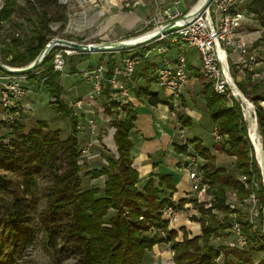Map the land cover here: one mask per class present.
Segmentation results:
<instances>
[{"label":"trees","instance_id":"1","mask_svg":"<svg viewBox=\"0 0 264 264\" xmlns=\"http://www.w3.org/2000/svg\"><path fill=\"white\" fill-rule=\"evenodd\" d=\"M24 1L37 19V25L26 40L14 36L9 39L11 48L0 57V61L11 67H23L33 61L50 36L62 31L67 21V6L58 0ZM241 8L252 15L257 28L264 29V0H248ZM20 9L18 0H1L0 27ZM51 23L58 24L57 30H53ZM160 43L167 44L168 49L177 46V43L162 39L129 51L101 53L100 63L106 58L105 79L112 76L118 55L135 52L139 63L134 68L133 78L142 79L144 83H138L134 88V96L150 105L166 103L158 98L156 92L149 90L155 76L154 64L146 53ZM54 53L55 50L51 49L38 68L26 76L34 79V84L49 94L53 99L50 104L60 117L69 118L67 135L62 138L60 129H50L45 120L35 121L27 131L17 118L9 123L0 121L7 129V135L0 134V171L16 178L13 180L0 173V227L8 232L10 239V246L0 242V264H8L4 259L5 247H9L10 255L16 259L38 241L53 259V264H63L70 255L76 257L73 264H143L146 251L161 242L170 244L174 264H218L216 261L220 256H223V264H264V233L261 229L264 212L259 209L257 226L245 214L230 209L227 204L230 191L235 192L239 200L248 196L249 191L239 181V175H245L248 183L254 179L261 181L238 101L234 99L231 105H226L224 96L210 90L211 82L204 84L201 94L205 107L222 138L213 148L234 157V167L228 170L216 165L207 148L194 139L190 140L195 143L197 154L206 160L201 170L203 183L214 200L206 209L194 198L173 202L175 183L172 175L151 172L139 184L138 171L132 166L129 138L136 115L129 103L118 109L115 101L108 100L106 80L101 92L102 107L106 114L112 115L110 124L115 128L113 140L117 156L106 157L107 166L99 169L89 170L87 165L79 162L78 117L62 97L61 73L54 70L52 63ZM89 56V53L80 52L64 56L69 73H77L76 65L88 61ZM232 72H238L235 65H232ZM5 73L8 72L0 69V74ZM236 85L254 106L264 144V106L261 104L264 101V82L252 80L245 70L243 80ZM215 104L217 106L213 109ZM180 118L183 123L188 120L186 115ZM174 150L183 154L187 152V146L176 144ZM84 170L91 178L105 176L103 186L83 190L80 173ZM40 173L50 180V184L42 192L46 207L38 211L41 197L37 190V175ZM252 191L256 193L259 204L263 205L264 187L261 185L258 190L252 187ZM188 202H193L197 208L199 215L191 216V220L200 223L201 234L189 238L183 232L178 241L177 232L168 228V219L163 218L161 211L166 206L178 208ZM214 209L223 212L221 219L212 213ZM110 211L115 213L105 222L104 218ZM233 212L246 245L238 248L212 244L211 239L226 238L232 233L230 215ZM257 253L261 255L255 258Z\"/></svg>","mask_w":264,"mask_h":264},{"label":"built area","instance_id":"2","mask_svg":"<svg viewBox=\"0 0 264 264\" xmlns=\"http://www.w3.org/2000/svg\"><path fill=\"white\" fill-rule=\"evenodd\" d=\"M181 1L183 0H173L172 6L162 9L156 8L153 14L144 22V26L148 28L145 33L159 30L168 22L191 12L198 4L196 3L191 10L182 14L176 9L177 4ZM247 1L248 0H214L210 6L201 13L190 15L187 19H184L179 29L145 43L148 44L153 41L166 39L168 43H177V46L181 48V51L175 56L164 58L163 62L153 71L155 82L167 94L169 106L172 108V115H175L174 110L179 105V98L188 80L186 57L184 54L185 48L195 49L198 52L201 74L212 82L215 93L224 96L229 105L232 104V100H238V98L245 103V100H243L245 96L238 89L231 76L229 61L239 68L240 71H248L251 79L260 76V71H258L256 67L259 63L258 50L254 48L253 43L249 42L244 34L241 33V27L246 18L251 16V14H248L241 8ZM53 38L60 37L55 36ZM53 49L56 51L52 61L53 68L62 74L66 64L64 56H70L78 52L61 45ZM152 49H155L158 53L165 52L167 44L160 43ZM149 51L150 50L147 51L146 57ZM233 54L236 55L235 60L232 57ZM138 62L139 56L134 55L133 52L121 56L115 64L112 76L107 80L110 96L108 100L115 101L118 109L124 104L129 103L131 91L138 86V81L135 82L132 78L134 68ZM106 72L107 66L104 63H97L91 66V68L83 70L82 76L90 83V90L83 95L84 98L68 99V104L72 107L74 114L78 117H80V115L84 117L83 121L78 120L77 130L82 131L83 128H86L91 138L87 141V147L82 150L87 158L99 156V153L95 152L93 149L95 146H99L98 143L100 140L94 139L97 135V126L99 124L95 118L86 116L82 104L87 103L89 99L91 100L101 95L102 90L105 88L104 82L106 80ZM24 80H27L26 74H0V105L3 108V113L1 112L2 114L0 115L1 120L8 123L15 120V113L22 107L21 100L26 95V89L22 85ZM261 104L264 106V101H262ZM240 107L243 108L242 104H240ZM250 107L252 111L251 118L255 123L254 119L256 113L253 106L251 105ZM102 118L105 122H111L112 120V118L108 116ZM113 128L114 127H112V129ZM103 132L105 133V131H102V137L104 135ZM212 134L215 138L219 137V132L216 127L213 129ZM248 137L253 146V155L259 167L264 185L263 140H261V136L257 133V138H255V140L259 145L258 153L255 141L250 136V130L248 131ZM183 169L186 171L189 179V193H198L200 197L197 203L207 204L210 199L205 201V199L201 197V194L205 192L203 187L204 183L201 169L195 160L191 159L185 162ZM238 179L245 186L255 185L254 180L248 183L245 175H239ZM248 201L252 204L250 208V214H252L256 202V196L253 192L250 193ZM240 205H242V203L236 205L230 204L231 207L238 208ZM178 211V208L166 206L162 209L161 213L163 218L169 221L176 218ZM249 220L251 223H254L252 215L249 217ZM262 228L264 230V219ZM230 230L233 234V239L228 240L226 244L230 247L238 248L245 246L246 240L240 232L239 224L233 222ZM160 232L163 233L162 230ZM170 252L173 255V250H170Z\"/></svg>","mask_w":264,"mask_h":264},{"label":"rangeland","instance_id":"3","mask_svg":"<svg viewBox=\"0 0 264 264\" xmlns=\"http://www.w3.org/2000/svg\"><path fill=\"white\" fill-rule=\"evenodd\" d=\"M97 1L102 3V4L99 3V5L96 7L97 8V10H96L97 12L95 13V15H97L99 17V21L97 23L90 24V22L88 23V15L86 14V8L89 5L88 4L89 0H58V2L60 4H63V5L67 6V21L65 23L64 29L62 31L57 32L56 35L50 36V39H52L55 36L60 37V38H66V39H67V37H73V38H77L79 42L82 41L83 43H88V42H90V43L91 42L92 43H99L100 42L99 36H101L103 38L107 37L104 30L106 28L108 29V27L113 22L116 21V20L112 19L113 17H109L108 16V13L106 12L107 9H109V13L110 14H116V13H118V11H123V8H125L127 10L125 12V14L126 15H129V14L131 15L132 14V10L135 9L139 5L138 0H96L95 2H97ZM18 3H19V6H20L21 9L18 10L12 16V18H11V20L9 22L4 23L0 27V57H3L4 55H6L8 50L11 48V44L9 42V39L11 38V36L19 37L22 40H26L29 36H31L33 34L32 31L34 30V28L37 25V19L35 18L34 14L31 13V11L26 7L25 1L24 0H18ZM0 5H1V0H0ZM177 7L180 8L179 5ZM49 11H51V9H49ZM101 12H103V14ZM78 16H80V19L78 18ZM111 20H112V22H111ZM51 26H52L53 30H57L58 24L51 23ZM114 27H116V26H113V24H112V28H114ZM137 28L135 30H133V31H132V29H130L131 32H128L126 34L127 36H125V37L122 36V38L117 39V40L128 39V38H133V37L142 35L148 29L147 27L144 26L143 22L141 24L137 25ZM96 32H98V33H96ZM99 33H101V35H98ZM253 36H257V35L255 34ZM70 40H75V39H70ZM253 46H254V44H253ZM254 48H256V47L254 46ZM171 49H173V48H171ZM171 49L167 48L165 52H160V53L157 52L156 54H153L152 56L150 55L149 58L152 59L154 57L155 58L156 57L157 58L158 57H160V58L162 57L164 59V58H166L165 55ZM133 53H135V52H133ZM96 54H98V55H96ZM100 54L101 53H94V54L90 55L91 57L89 56V59L90 58H94L95 55L98 56V57H95V59H92V60H94L93 65L97 64V63H100V57H101ZM159 54H160V56H159ZM257 54L259 55V58H258L259 62H262L260 70L257 69L258 71H260V76L255 78V79H252V80L264 82V63H263L264 62V58H262L260 56L258 51H257ZM54 55H55V53H54ZM120 57L121 56H119V55L117 56L118 59ZM105 61H106V58H103L101 63H104ZM162 62H163V60H162ZM232 65L233 64H231V62L229 61V66H230V70H231L230 73H231V76L234 79V82L236 83V82H239L240 80H243L244 71H240V69L238 68V72L234 74L232 72ZM158 66H155V67H158ZM68 69H69L68 64H65L63 73L61 74V76L62 75H66L65 82H64V87H66L67 81L69 79V76L67 77V75L71 74V73H69ZM82 72L83 71H81L79 73L80 78L85 80L84 77L82 76ZM194 73H195V71H194ZM73 74H76V73H73ZM187 75H188V79H189L188 72H187ZM195 75H197L196 77H198L199 80H201L200 82H202L201 83L202 87L200 89L202 91L204 84H208L207 82H211V81L209 79H206L201 74V70H200V73L198 72V74H195ZM132 78H133V75H132ZM27 80H24L22 82V85L26 89L27 98H29V100H31L34 105H33L32 109H26L25 111H21V108H20V110L15 113L16 114V118L19 120V122H21L24 125L25 131H27L30 127H32V125L35 123V121H37V120H45V121H47L49 123L50 129H60L61 137L62 138L65 137L67 135V133L69 132V129H70V120H69V118H62V117H60L58 115V113L53 109V107L50 104V96H49V94L46 91L39 92L38 91V89L40 88L39 86L36 87L34 85V83H33V86H35V87H33V89L36 90L37 92L29 91L28 87L26 86V81ZM133 80L135 82L138 81L139 84L142 81V79H139V78H137V79L133 78ZM24 82H25V85H24ZM31 82H35V81H31ZM187 82H188V80H187ZM187 82H186V84H187ZM142 83H144V81H142ZM88 84H89V89L88 90H90L91 85H90V83H88ZM186 84H185V86H186ZM185 86H184V88H185ZM155 88L158 91L160 96L163 95V92H162V90L160 88H158L156 86L153 87V89H155ZM184 88H183V90H184ZM209 88H210V90H212L213 89V85L209 86ZM133 90L130 93V97L132 95H134L133 94ZM183 90H182V92H183ZM194 93H196V96L198 95L197 92H194ZM70 95L73 96L74 92H71ZM83 95L84 94H82L78 98H84ZM78 98H76V99H78ZM179 99H180L179 105L174 110L175 111V115H173V116H176L177 110L180 107L181 96H180ZM64 100H66V99H64ZM66 101L68 102V99ZM102 101H103V96L102 95H98L96 98H93L91 100L89 99L87 103H83L82 104V108L86 111V116H88L89 118L90 117L95 118L96 121L99 124L97 126V128H98L97 129V135L94 137V139H97L98 141L100 140L99 143H98L99 146H95L93 148L95 152L99 153V156H97L95 158H87V156L82 151L83 149H85L87 147L86 146L87 141H89L91 139L89 137V134L87 133V129L86 128H83L82 131L79 130L78 131V135H77L79 146L81 148V155H80V158H79V162L82 163V164L87 165L89 170L90 169H99V168L106 167L107 166V162H106L105 158L108 157V156L109 157L110 156H117L116 148L115 147L113 148L114 145H112L111 141L109 140L110 139L109 136H106L104 138V142L103 143L101 141V138H103L102 135H101L102 131H106L105 128H109V126H110V128H112L111 125H110V122H105L103 120V118H102V117L106 118V116L112 118L111 117L112 115H108L102 110V108H103L102 107ZM236 101H238L239 104H242V107H243V108H241L242 115H243V118H244V120L246 122L247 133H248V131L250 130V127L252 126V122H253V120L251 118V116H252L251 107L248 105V103H246V101L244 103L239 98ZM225 104L228 105L229 103H227V101H225ZM216 106H217V104H215L213 109ZM252 106H253V104H252ZM1 108H2V106H1ZM87 108H88V110H87ZM171 109L172 108L170 107V112H171ZM253 109H254V106H253ZM196 110L201 115L203 114V120L197 121V120L193 119V126L190 127L189 122L187 123V121H186L185 123H183L181 118H180L181 116L178 117L177 121H178V123H182L181 125H183V128H182V126L179 127L178 133H177V139L180 140L179 144L187 146V152L183 153L184 154L183 157L185 158V162H187V161H189L191 159H194L195 162L197 163V165L199 166V168L202 170V166L204 165L206 160L203 157H201L200 155L197 154V151L195 149V143H191L190 140H192V139H188L187 136L191 137L195 133H199L200 135H202L201 138L203 139V144L208 146V147L211 146L214 141H215V143H220L222 138L221 137L215 138L213 136V134L210 133L211 130L213 129V125H212L213 121L211 122L208 113H206V112H208L207 108L205 107L204 111H203V108H202V110H199V109H196ZM2 113H3V108H2ZM2 113H0V115ZM78 120L83 121L84 117L80 115V117H78ZM254 120H255V124H256V132L260 135L256 117H255ZM0 121H3V120L0 119ZM185 128H189V130L187 131V130H185ZM214 128H215V126H214ZM192 133H194V134H192ZM0 134L7 135L6 126L4 127V125H2L1 122H0ZM103 134H105V133L103 132ZM105 135H103V136H105ZM194 140L197 141V142H200L197 139H194ZM261 140H263V139L261 138ZM113 144H115V143H113ZM156 146L157 147H162V143L159 141V142H157ZM201 146H202V144H201ZM220 153H222V152H220ZM157 155H158V157L160 159L163 158V159H168V160H170L171 156H173V154H171V153L168 154L166 151H164L163 148ZM231 162H232V160L228 157V155L217 154L215 164L217 163L218 166L225 167V168L228 169L229 166L231 167ZM232 169H233V167L229 168L228 170H232ZM0 173L1 174H6L9 178H11L13 180L16 179L15 176L10 174V173H6L4 171H0ZM201 173H202V171H201ZM80 178H81V183H82L81 186H82L83 190H87V189L92 188V187L101 188L103 186V184H104V181H105V176H100L98 178H91L90 175L85 174V170L80 173ZM254 181H255V185L254 186H252V185L251 186L250 185L245 186L243 184L244 187L249 191V193H248V196L245 197L242 200L237 199V196H236L235 192H233V191L228 192L227 193V204H228V207L230 209H232V210L234 209V210L239 211L242 214H245V216H246V218L248 220H249V217L252 215V219L254 221L253 224H256L257 226H259V224H258L259 220H258L257 215H258V212H259L260 208L262 209V212H264V204L263 205L259 204V201L257 199L256 193L254 191H252V187H254L255 189L258 190L261 185L263 187H264V185H263V182H262V176H261V181H258L256 179H254ZM49 184H50V180L46 176H44V174L40 173V174L37 175V190H38V195L41 197L40 201L38 203V211L42 210V209H44L46 207V202H45V199L42 197V192L45 190V188ZM203 187H204L205 192L203 194H201V197H203L205 199V201L207 199H210V200H209V202L207 201L209 204L208 203L207 204L202 203L200 205L203 208L206 209V208H210L211 203L213 202L214 199L207 192V186L204 184ZM251 192H253L255 194V196H256V202H255L254 210H253L252 214H250V208H251L252 204H251V202L248 201V198H249V195H250ZM199 197H200V195L198 193H189V191H188L186 198H194L196 200V203H197V200H198ZM188 203L193 204V208L197 211V208H196V206H195V204L193 202H188ZM238 203H242V205H240L239 208L230 206V204L236 205ZM178 209H179V211H178V213L176 215V218L184 210V205H183V207H178ZM114 213H115L114 211H110V213L104 218L105 222L110 218V215H113ZM212 213H214L218 217V219H221L223 217V215H224L222 211L215 210V209L212 210ZM198 215L199 214H198V211H197L196 217ZM191 216H195V215H191ZM191 216H190V218H191ZM230 217L232 218V223L236 222V216H235L234 212L230 215ZM263 219H264V217H263ZM170 221L171 220H169L168 223ZM34 222H36V219H34ZM262 224H263V222H262ZM261 229H262V232L264 233L263 228H261ZM9 240L10 239L8 237V232L0 227V242H2L4 245L10 246L9 245L10 244ZM226 243H227V241L225 242V245L228 246ZM168 249H169V251L172 250L170 248V244L169 243H168ZM9 252H10L9 251V247H5V249H4V253H5L4 254V259L6 260V262L8 264H53V259L51 258V256H48V254L45 252L41 242H39V241L34 243L33 246L28 247L22 253L21 258H16L15 259V258H13L10 255ZM170 254H171V252H170ZM260 255H261V253H257L255 258H258ZM222 258H223V256H220L217 259L216 262L218 264H223V262H222L223 259ZM75 259H76V257L74 255H70L66 260H64L63 264H73Z\"/></svg>","mask_w":264,"mask_h":264},{"label":"crops","instance_id":"4","mask_svg":"<svg viewBox=\"0 0 264 264\" xmlns=\"http://www.w3.org/2000/svg\"><path fill=\"white\" fill-rule=\"evenodd\" d=\"M96 0H89L88 7L86 8V14L88 15V23L94 24L99 21V17L95 15L97 12V6L99 5V1L95 2ZM198 0H183L179 5L180 8L176 6V9L179 13H186L187 11L191 10ZM139 5L132 10V14L126 15L125 12L127 11L123 8V11H118L116 14H110L109 9L106 10L109 17H113V26L112 24L106 28L105 34L107 37L103 38L99 36L100 42L103 41H113L120 39L125 36L128 32H131L130 29L135 30L137 25L144 23L146 18L150 17L156 8L162 9L165 7L172 6L173 0H138ZM102 4V3H101ZM102 11V10H101ZM103 14V12H101ZM80 19V16H78ZM112 22V20H111ZM136 26V27H135ZM138 29V28H137ZM102 31V30H101ZM98 33V32H96ZM241 33L244 34L245 38L256 44V49L262 58H264V29L257 28L256 24L252 18V15L246 18L244 24L241 27ZM257 36H253V35ZM98 35H101L99 33ZM71 39H75L78 41L77 38L70 37ZM261 38V39H260ZM260 41H259V40ZM82 42V41H81ZM90 43V42H88ZM92 43V42H91ZM181 51V48L176 46L173 49L169 50V52L165 55V57H173L178 52ZM157 51L154 49L150 50L147 58L152 61L155 66H158L164 60L162 57H154L149 58L150 55L156 54ZM94 54V53H90ZM184 54L186 57V67L189 74L188 82L182 92L181 95V104L179 109L177 110L176 116H173L170 112V107L167 104V94L162 90L158 84L153 81L150 83L149 90L156 92L158 94V98L164 100L166 103H158L156 105H150L143 99H138L134 95L130 97V107L134 111L136 117L134 120L133 128L129 132V138L132 143V147L130 150V155L132 158V166L138 171L140 183L142 184L144 180L149 176L151 172L157 175H164L170 174L173 177L175 183V191L172 193V201L177 202L180 199L186 198L187 193L189 191V179L186 172L183 170V165L185 164V158L183 157L184 154L176 153L174 150V145L179 144L180 140L177 139L178 129L182 123H178V117L182 116L183 114L187 116L190 127L193 126V119L199 121L203 120V114L201 115L196 109L202 110L205 109V100L201 94V87L202 82L196 77L198 72L200 73V58L199 54L195 49L185 48ZM98 55V54H96ZM95 57H98L96 56ZM160 56V54H159ZM91 57V56H90ZM90 58L88 61H83L76 65L77 73L76 74H68L69 79L67 81L66 87H64V82L66 75H62L60 77V85L62 86V97L63 99H74L80 97L82 94H85L89 89V84L87 81L80 78L79 73L88 68L89 65L93 66V62L95 59ZM233 59L235 60L236 55L233 54ZM118 60V59H117ZM264 63V62H263ZM262 62L257 64V69L260 70ZM153 69V70H154ZM195 71V73H194ZM34 79H28L26 81V86L28 87L29 91L37 92L33 89ZM143 81V80H142ZM142 81L140 83H142ZM25 85V82H24ZM158 87L162 90L163 95H159L158 91L153 89V87ZM37 87V86H36ZM34 90V91H33ZM39 92L43 91V88L38 89ZM38 92V93H39ZM71 92H74V95L71 96ZM197 92L198 95L196 96ZM32 95V94H31ZM53 99L50 97V101ZM33 102L27 98V95L21 100V111H25L26 109L33 108ZM88 110V108H87ZM2 112V108L0 106V113ZM84 112H86L84 110ZM207 113V112H206ZM211 120V119H210ZM212 122V120H211ZM213 129H214V124ZM189 127V128H190ZM189 128H185V130H189ZM211 130V134L212 131ZM115 129L113 128H106L105 136L101 138L102 143L104 142V138L109 136V140L111 141L113 148L115 146L113 141V134ZM194 134V133H192ZM202 135L199 133H195L193 136H187L188 139H197L201 142L202 146L207 148L215 157L217 154H224L220 153L217 150H214L213 145L206 146L203 144V139L201 138ZM162 143V147H157V142ZM109 142V141H108ZM111 145V146H112ZM164 149L168 154H173L171 159H160L158 157V153ZM226 155V154H225ZM232 162L231 167H234V157L228 156ZM217 165V163H216ZM225 168V167H224ZM227 169V168H226ZM191 215H197V211L193 208V204L186 203L184 204V210L179 214V216L168 223V228L173 229L177 232V240L180 241L182 238L183 232H185L189 238L193 236H197L201 234L200 223L196 220H191ZM233 239V234L231 233L229 237L226 238H215L211 239V243L214 245H221L225 244L226 241ZM143 264H174L172 261V254L168 249V243L161 242L155 244L150 251H146L145 256L143 258Z\"/></svg>","mask_w":264,"mask_h":264},{"label":"water","instance_id":"5","mask_svg":"<svg viewBox=\"0 0 264 264\" xmlns=\"http://www.w3.org/2000/svg\"><path fill=\"white\" fill-rule=\"evenodd\" d=\"M200 1L201 0L197 1L198 3L197 6L191 12L184 14L181 17L168 22L167 24L162 26L159 30L155 32H148V33L139 35V37L147 35V37L143 40H139L136 42H130L131 40H129L130 38H128V39H122V40L103 41L99 43H83V42L70 40L66 38H53V39H50L45 44V46L40 50V52L34 58V60L31 61L29 64L23 67H11L0 61V69L2 71L13 73V74H27V73L33 72L35 69L38 68L39 64L46 57L49 51L58 45H61L63 47L72 49L80 53H110V52H122V51L133 50L139 46L144 45L145 43L151 40L159 38L161 35H166V34H169L179 29L184 19H187L190 15L201 13L203 10L208 8L214 0H203L201 3ZM139 37L136 36L133 38H139ZM243 100H245L249 106L252 105V103L245 97H243Z\"/></svg>","mask_w":264,"mask_h":264},{"label":"bare ground","instance_id":"6","mask_svg":"<svg viewBox=\"0 0 264 264\" xmlns=\"http://www.w3.org/2000/svg\"><path fill=\"white\" fill-rule=\"evenodd\" d=\"M203 0L200 1V3L202 2ZM199 3V4H200ZM139 37V36H138ZM147 37V35L145 36H141L139 38H130L129 40H131L130 42H136V41H139V40H143ZM250 136L251 138L255 141V144H256V147L258 149V153H259V145L258 143L256 142L255 138H257V132H256V125L254 123V121L252 122V126L250 128Z\"/></svg>","mask_w":264,"mask_h":264}]
</instances>
